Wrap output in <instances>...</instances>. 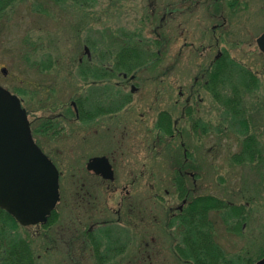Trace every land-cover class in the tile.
Instances as JSON below:
<instances>
[{"label":"rangeland","instance_id":"1","mask_svg":"<svg viewBox=\"0 0 264 264\" xmlns=\"http://www.w3.org/2000/svg\"><path fill=\"white\" fill-rule=\"evenodd\" d=\"M263 33L264 0H12L0 14V86L21 100L35 142L58 169L60 201L39 229L0 214V251L10 237L28 240L37 264H192L181 248L191 226L170 218L184 199L209 195L223 204L208 219L219 251L235 264L247 254L257 259L264 57L256 39ZM220 53L227 68L214 100L205 86ZM233 94L241 98L237 117L226 105ZM83 98L104 114L92 116L89 129L67 122L56 134L58 114ZM162 115L172 134L158 127ZM197 122L206 125L203 136ZM250 136L259 146L245 158ZM100 155L113 164V184L85 169ZM178 170L198 174L182 197Z\"/></svg>","mask_w":264,"mask_h":264},{"label":"water","instance_id":"2","mask_svg":"<svg viewBox=\"0 0 264 264\" xmlns=\"http://www.w3.org/2000/svg\"><path fill=\"white\" fill-rule=\"evenodd\" d=\"M257 45L264 54V35ZM87 169L113 179L105 158L91 159ZM58 178L52 162L33 141L20 100L0 86V208L21 225L46 222L59 201Z\"/></svg>","mask_w":264,"mask_h":264},{"label":"flooded vegetation","instance_id":"3","mask_svg":"<svg viewBox=\"0 0 264 264\" xmlns=\"http://www.w3.org/2000/svg\"><path fill=\"white\" fill-rule=\"evenodd\" d=\"M217 1V0H215ZM173 8V6H168L166 12H165V16L168 17V18H171V16L174 14V11L171 10ZM217 18V17H215ZM215 30V28H213ZM264 35V33L262 34ZM262 35H260L259 37H261ZM258 37V38H259ZM258 38L256 39V46L258 48V45H257V40ZM258 51L260 52L259 48H258ZM260 54L264 57V55L260 52ZM220 68V70H219ZM226 68H227V65H226V60L224 59V57L222 58V54H217L215 60L209 65V68H208V71L210 73V78H209V83H207V85L205 86V89H210L211 91H213L214 94H216V97L214 98V100H217L219 98V95H217V93H215L217 87H218V82H220V80L223 78L224 74H225V71H226ZM110 73L112 74L113 73V70H110ZM254 74L253 75H250L249 76V80H250V83L247 84V86L244 88V91H248L250 92L251 91V88H252V85L254 83ZM211 77H212V80H211ZM132 91H135V88H131ZM222 97V96H221ZM231 99V98H230ZM230 99L228 101H226V105L233 111V114L232 116H239L241 114V112L239 113V107L241 106L240 105V101H241V98L240 96H237L235 94H233L232 96V99L230 101ZM219 100V99H218ZM89 99L88 98H83V102H81L80 100H76V101H72L70 102L69 106H65L63 111L58 114V122L56 125H55V133L58 134L59 132H61V130L65 129L67 126V122L71 125H76V126H79L80 124H82V128H88L89 129V126L92 122V116L94 115H102L104 114V112L101 110L102 109V106L101 107H95L94 110H92L91 108V104L92 103H88ZM98 101V100H97ZM94 105L96 104H102V102H98V103H93ZM98 111V112H97ZM245 115V113H243ZM158 127L160 128L161 131H163L165 134H172L171 131H172V126L168 120V117L166 115H162L160 117V121L158 122ZM199 127V129H201V136H203V133L206 132V125L205 124H199L198 122L195 124L194 128L195 130H197ZM54 128V127H53ZM52 128V129H53ZM208 132H212V131H208ZM171 137H173V135H171ZM250 138H252L253 140H250ZM86 139H87V136H86ZM35 141V140H34ZM248 143V144H247ZM37 144V143H36ZM247 144V146H246ZM249 144H253L252 148L249 149ZM243 145V144H242ZM39 146V145H38ZM257 146H259V142L258 140L256 139V137H253V136H250L248 137L247 139L244 140V148H243V151L244 152H247L244 154V157L245 158H251L249 155H248V151H251L254 152V150H256ZM243 152H241L242 154ZM240 154H238V158H240L239 160L242 159V157H239ZM241 156V155H240ZM96 157H104L107 159L108 163L110 164L112 170H113V164L112 162L110 161V158L106 155H100V156H96ZM186 157V156H185ZM92 159L91 157L87 160V163L88 161ZM185 159V158H184ZM86 163V165H87ZM191 163L195 166L196 165V161H192L191 160ZM86 165H85V169L86 171L89 173V174H93L94 176H96L97 178L101 179L103 182L105 183H109V184H113L114 181H115V175H114V179L113 181H109V180H106L104 178H102L101 176H97L95 175L94 173H92L91 171L87 170L86 168ZM114 172V170H113ZM197 173V172H196ZM198 174H195V173H191L190 172H186L185 170H178L177 173L175 174V177L173 178V182L174 184L176 185V188L178 190V185H183V189H184V194L183 196H186V180L187 179H194L196 180V176ZM79 179V178H78ZM82 183L85 181L86 182V179L82 178ZM89 179V178H87ZM84 182V183H85ZM81 183V184H82ZM83 183V184H84ZM114 191H116V189H113ZM128 194V193H127ZM180 195V194H179ZM181 196V195H180ZM182 197V196H181ZM195 200H199L198 201V205H201L202 204V200L201 199H207V201L210 202L211 204V207L208 208V210H206L205 212H202L201 214L202 215H199V216H196V223L199 227V231L202 233L203 235V238L205 240H209L206 241L207 244L210 246V247H213L214 251L212 250V252H215L216 250H220L218 248V246L215 244L212 236L210 235V232H209V228L210 227V224H209V213L211 212H214L215 210H218L217 206H218V198H215L213 196H198V197H195L194 198ZM192 202V200H191ZM191 202H188L186 201V199H184L182 201V204L180 207L177 208V213L176 215L173 213L171 214V220L174 219V218H177L179 220L182 219V224L179 223V220H178V223L180 225H182L184 228L187 227V224H189V221H188V216H187V213L188 211L186 210L188 208V206L191 204ZM221 206H223V204H221ZM219 207V206H218ZM232 208V207H231ZM238 209V207H237ZM237 209H230L231 213L235 214V218L238 219V221H243V214H241V210H237ZM236 210V211H235ZM0 214H2L4 216V218L6 220H9L11 221L12 223H15L14 220L11 219L10 216H8L6 213L4 214L3 212H0ZM51 219V216L48 218V221L45 223V224H39V225H36L34 226L36 229H39V228H43V227H46L48 226V224H50L51 222L49 221ZM21 227V226H20ZM21 228H28V227H21ZM5 232V230H3ZM185 231V229H184ZM4 232H1L0 234V239L1 237L3 236L2 233ZM186 232H184L185 234ZM183 234V237L185 238L187 233L184 235ZM90 240H92L91 237H89ZM10 240V241H9ZM22 241L24 244H29V241L28 240H24V238H20V239H12V238H8L7 242L11 245L12 242H16V241ZM200 242L202 245H204V241H202L200 239ZM10 247V246H9ZM30 250H31V246H29ZM7 249L6 248H2L1 249V253L5 252ZM32 252V250H31ZM216 253H218L216 251ZM222 255L221 256H211V257H200L198 259H190L192 261V264L194 261H204L206 263L208 262H211V263H219V264H235L234 261L232 260V258H226V256L222 253V251L220 252ZM258 257V258H257ZM257 259L251 257L250 255L247 254V256L245 257V264H259L261 263L263 260H264V248L260 251V253L257 255ZM184 260V259H183ZM186 261V260H185Z\"/></svg>","mask_w":264,"mask_h":264},{"label":"trees","instance_id":"4","mask_svg":"<svg viewBox=\"0 0 264 264\" xmlns=\"http://www.w3.org/2000/svg\"><path fill=\"white\" fill-rule=\"evenodd\" d=\"M12 0H0V14H2L10 5ZM54 2H60L61 0H53ZM123 53V54H122ZM121 56V61H124L128 58L127 52L123 51ZM122 63V62H121ZM220 70V68H219ZM212 80V77H211ZM250 140H253L250 138ZM253 144L249 147L252 148ZM252 154V150L249 152ZM178 191L181 196L184 194L183 185H178ZM202 204L198 205L199 200H192L191 204L186 209L188 211L187 218L189 221V227L191 226L190 232L187 233L184 240H182L183 246L182 248L183 253L186 257H189L190 259H198L200 257H211V256H221L222 254L220 251L216 250L218 253L212 252L214 251L213 247H210L206 241L203 238L202 233L199 231V227L196 223V216L202 215V212H205L208 210V208L211 207V204L207 199H201ZM218 206L220 207L221 204L218 203ZM217 206V208H219ZM2 212V211H0ZM55 217L54 213L51 216V219ZM53 220H50L52 222ZM194 235H196V239L194 238ZM204 241V245L199 243L198 241ZM95 251H97V246L94 245ZM183 254V255H184ZM0 264H37L36 258L34 257L33 253L31 252L28 244H24L22 241L18 240L16 242H12L9 249H7L4 253L2 252L0 255ZM193 264H214L211 262H204V261H194ZM219 264V263H215Z\"/></svg>","mask_w":264,"mask_h":264}]
</instances>
